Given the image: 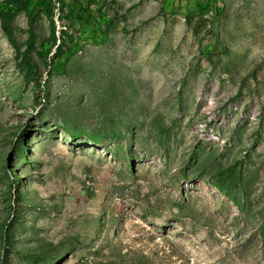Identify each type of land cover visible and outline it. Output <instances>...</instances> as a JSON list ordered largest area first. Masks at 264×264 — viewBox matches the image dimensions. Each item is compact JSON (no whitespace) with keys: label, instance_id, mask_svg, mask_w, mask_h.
<instances>
[{"label":"rangeland","instance_id":"rangeland-1","mask_svg":"<svg viewBox=\"0 0 264 264\" xmlns=\"http://www.w3.org/2000/svg\"><path fill=\"white\" fill-rule=\"evenodd\" d=\"M163 3L105 0L40 89L0 22V264H264V0ZM54 13L37 49L76 31Z\"/></svg>","mask_w":264,"mask_h":264},{"label":"trees","instance_id":"trees-1","mask_svg":"<svg viewBox=\"0 0 264 264\" xmlns=\"http://www.w3.org/2000/svg\"><path fill=\"white\" fill-rule=\"evenodd\" d=\"M105 0H0V22L6 28L8 22L19 12L24 11L28 22V38L23 50L16 47L19 65L25 68L24 78L33 82L40 89L39 66L33 57L35 51L40 61L48 69V74H63L69 57L79 51L83 43H105L109 30L114 25V19L108 17L104 8ZM115 1V0H114ZM169 0H164L161 12L168 7ZM193 15L198 18L212 9H218L217 0H194ZM64 13L68 25L77 24L75 32L69 29H52L51 36L42 40L40 48L35 46L36 35L33 26L40 14L44 12L49 17L54 16V10ZM186 16V14H185ZM104 26V27H103ZM13 42V41H12ZM15 45V44H14ZM208 51L209 47H205ZM53 52V53H52ZM53 54L52 57L50 54Z\"/></svg>","mask_w":264,"mask_h":264}]
</instances>
